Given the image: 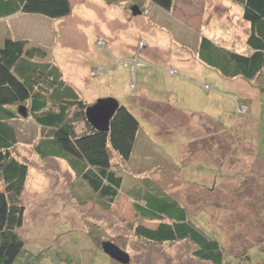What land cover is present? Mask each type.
Here are the masks:
<instances>
[{"label":"rangeland","instance_id":"374dc122","mask_svg":"<svg viewBox=\"0 0 264 264\" xmlns=\"http://www.w3.org/2000/svg\"><path fill=\"white\" fill-rule=\"evenodd\" d=\"M69 1L71 14L59 20H0V40L10 29L42 44L80 100L92 106L114 98L138 116L134 154L113 159L125 178L122 194L134 182L163 190L220 242L226 264H264V70L253 80L231 78L198 54L202 37L252 54L242 7L175 0L164 10L141 0L143 14L133 16L136 0ZM12 123L14 155L29 166L17 264H120L104 253V242L127 252L130 264H211L188 240L158 244L138 236V226L159 222L139 217L127 193L109 209L81 202L89 191L67 163L35 153L41 130L34 116Z\"/></svg>","mask_w":264,"mask_h":264},{"label":"trees","instance_id":"16d2710c","mask_svg":"<svg viewBox=\"0 0 264 264\" xmlns=\"http://www.w3.org/2000/svg\"><path fill=\"white\" fill-rule=\"evenodd\" d=\"M150 1L164 10H172L174 4V0ZM231 1L242 7L250 24L246 42L252 54L232 52L207 37L200 39L198 54L220 73L253 80L264 70V0ZM71 9L69 0H0V20L19 14L59 20L68 17ZM6 30L9 32L0 40V176L4 183L0 189V264H17L25 248L18 234L25 212L19 200L29 166L14 155L18 139L12 122L29 114L41 130L35 153L42 159L67 163L79 184L89 191L90 198L81 202L92 201L109 209L127 193L139 217L159 222L155 229L138 226V236L158 244L188 240L198 247L194 255L200 260L226 264L220 242L206 237L186 209L165 191L149 190L140 181L121 193L125 178L113 159L127 162L134 154L141 129L138 116L120 104L109 130H95L86 117L88 105L66 86L60 69L47 61L45 46ZM21 108H26L27 117L20 114Z\"/></svg>","mask_w":264,"mask_h":264},{"label":"water","instance_id":"95a60500","mask_svg":"<svg viewBox=\"0 0 264 264\" xmlns=\"http://www.w3.org/2000/svg\"><path fill=\"white\" fill-rule=\"evenodd\" d=\"M131 9L133 16L141 14V10L138 6H133ZM119 106L120 103L114 98L99 100L96 104L87 107V120L95 130L107 132L109 130L110 121L116 114ZM20 114L23 115V117H27L28 113L26 108H21ZM102 250L107 256L120 264L131 263L130 255L112 242H104L102 244Z\"/></svg>","mask_w":264,"mask_h":264},{"label":"crops","instance_id":"0c3cea01","mask_svg":"<svg viewBox=\"0 0 264 264\" xmlns=\"http://www.w3.org/2000/svg\"><path fill=\"white\" fill-rule=\"evenodd\" d=\"M118 1H120V0H105V2L107 3V5L108 6H110V5H112V3H114V2H118ZM137 2V4L135 5V6H138V5H142L141 3H140V1L141 0H136ZM150 1V0H149ZM175 1V0H174ZM114 5V4H113ZM173 6H174V4H173ZM71 7L73 8V6L71 5ZM141 9V14H143V12H142V9L143 8H140ZM140 14V15H141ZM20 16H22V17H31V16H33V17H38V15H23V14H19Z\"/></svg>","mask_w":264,"mask_h":264},{"label":"clouds","instance_id":"9594fccd","mask_svg":"<svg viewBox=\"0 0 264 264\" xmlns=\"http://www.w3.org/2000/svg\"><path fill=\"white\" fill-rule=\"evenodd\" d=\"M139 7V6H138ZM139 9H140V7H139ZM141 10V9H140Z\"/></svg>","mask_w":264,"mask_h":264}]
</instances>
